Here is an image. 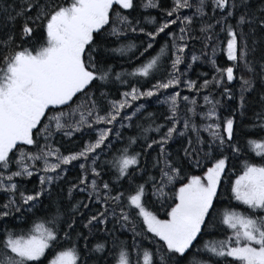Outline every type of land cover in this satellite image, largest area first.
I'll use <instances>...</instances> for the list:
<instances>
[{"label": "snow or ice", "instance_id": "1", "mask_svg": "<svg viewBox=\"0 0 264 264\" xmlns=\"http://www.w3.org/2000/svg\"><path fill=\"white\" fill-rule=\"evenodd\" d=\"M0 264H264V0H0Z\"/></svg>", "mask_w": 264, "mask_h": 264}, {"label": "trees", "instance_id": "2", "mask_svg": "<svg viewBox=\"0 0 264 264\" xmlns=\"http://www.w3.org/2000/svg\"><path fill=\"white\" fill-rule=\"evenodd\" d=\"M222 59H223V57H222Z\"/></svg>", "mask_w": 264, "mask_h": 264}]
</instances>
